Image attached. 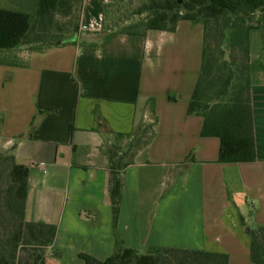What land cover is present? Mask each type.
Here are the masks:
<instances>
[{"label": "crops", "instance_id": "1", "mask_svg": "<svg viewBox=\"0 0 264 264\" xmlns=\"http://www.w3.org/2000/svg\"><path fill=\"white\" fill-rule=\"evenodd\" d=\"M118 1L84 0L77 36L32 50L18 65L0 63V152L29 168L26 220L57 226L46 264H85L81 253L105 260L119 242L256 264L244 224L264 225L262 42L250 34L258 157L220 162V138L202 136L204 117L188 113L204 23L119 33L105 28L106 5ZM113 166L124 173L116 225Z\"/></svg>", "mask_w": 264, "mask_h": 264}, {"label": "trees", "instance_id": "2", "mask_svg": "<svg viewBox=\"0 0 264 264\" xmlns=\"http://www.w3.org/2000/svg\"><path fill=\"white\" fill-rule=\"evenodd\" d=\"M15 1L17 6L0 0L2 54L36 42H43L45 46L61 45L77 36L84 0ZM125 1L128 0L106 5L105 28L110 8ZM260 11L264 12V0H151L139 10V14L148 12L147 18L119 31L145 35L149 30L174 32L180 20L204 23L202 70L188 113L204 117L202 136L220 138V162H250L258 157L251 103L250 34L263 23H253ZM59 16L71 21L68 25L59 23ZM0 63L19 64L3 59ZM2 121L0 118V125ZM0 156L11 162L6 211L0 205V264H46L47 248L54 242L57 226L26 220L29 168L17 163L11 153L0 152ZM123 174L111 167L108 192L115 225L121 210ZM1 184L0 173V187ZM10 223L17 226L12 236L7 235ZM244 230L251 237L252 260L264 264V225L244 224ZM23 235L27 238L24 242ZM146 250L141 253L119 242L113 255L105 260L87 253H81L80 257L85 264H229L226 253L166 247Z\"/></svg>", "mask_w": 264, "mask_h": 264}, {"label": "rangeland", "instance_id": "3", "mask_svg": "<svg viewBox=\"0 0 264 264\" xmlns=\"http://www.w3.org/2000/svg\"><path fill=\"white\" fill-rule=\"evenodd\" d=\"M151 0H128L122 3H117L113 5L108 13L106 24L109 29L113 31H121L125 29V27L137 25L140 24L143 19L147 18L149 13L145 12L143 14H139V10L147 3H149ZM6 3L9 5L17 6V2L15 0H5ZM76 15V14H75ZM59 23H63L64 25H68L71 21L66 20L63 16H59L58 18ZM263 21L261 24L260 22ZM253 23L258 24L260 23V26H264V12L260 11L258 12L254 18ZM141 30V28H139ZM253 36V42L254 44H257V41L262 42L264 46V28L260 29H254L252 31ZM45 47V44L43 42H36L32 45H21L15 49L10 50L6 54H2L0 51V59L3 60H10V61H23L27 59V55L29 52H31L34 49L43 48ZM264 51V50H263ZM264 53V52H263ZM149 137L142 139L140 146L143 147L148 142ZM10 161H6L4 156H0V173L2 174V184L0 187V205L2 206V209L6 211V202L8 197V186L11 184V177L9 174L10 171ZM6 207V208H5ZM17 230V226L14 224H11L7 226V235L12 236L13 233ZM27 239L26 235H23L21 240L24 242V240ZM147 250L140 251L141 253H146ZM56 253L57 258L62 257V251L60 250H54ZM51 256L50 253L47 254V258ZM47 261V260H46Z\"/></svg>", "mask_w": 264, "mask_h": 264}]
</instances>
